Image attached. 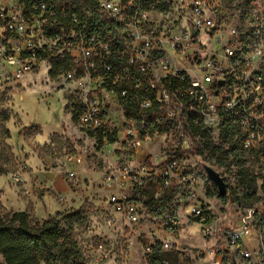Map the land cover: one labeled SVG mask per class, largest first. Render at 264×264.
<instances>
[{"label":"built area","instance_id":"obj_1","mask_svg":"<svg viewBox=\"0 0 264 264\" xmlns=\"http://www.w3.org/2000/svg\"><path fill=\"white\" fill-rule=\"evenodd\" d=\"M54 64L74 82L78 126L119 155L98 186L110 235L78 264L128 258L137 243L180 264H264V0H0V91ZM199 125L217 145L229 128L262 188L229 221L208 199ZM65 161L84 183L82 156ZM181 218L205 247L184 254Z\"/></svg>","mask_w":264,"mask_h":264},{"label":"rangeland","instance_id":"obj_2","mask_svg":"<svg viewBox=\"0 0 264 264\" xmlns=\"http://www.w3.org/2000/svg\"><path fill=\"white\" fill-rule=\"evenodd\" d=\"M50 71L43 68L0 91V213L26 211L38 221L60 214L66 224L64 216L80 211L85 219H73V226L83 252L94 236L110 235L98 186L105 172L118 168L119 155L115 145H103L78 126L72 106L74 82H66L61 74L51 77ZM70 154L83 158L79 168L85 181L78 186L70 183L68 173L74 167L65 161ZM201 158L226 182L225 196H219L216 188L208 199L228 221L261 201L262 188L256 178L252 184L248 160L242 162V170L229 161L220 166L218 156L208 151ZM118 228L115 236L127 234L123 222ZM178 238L186 255L205 247L199 226L185 218L178 226ZM118 256L115 261L107 259L106 264H148L140 243L128 258ZM88 264H94L93 258Z\"/></svg>","mask_w":264,"mask_h":264},{"label":"trees","instance_id":"obj_3","mask_svg":"<svg viewBox=\"0 0 264 264\" xmlns=\"http://www.w3.org/2000/svg\"><path fill=\"white\" fill-rule=\"evenodd\" d=\"M62 67L69 69L70 66L64 63ZM63 68L54 64L50 76L57 77ZM73 110L76 120L78 105ZM194 133L203 142L200 155L208 151L213 156H218L220 166L229 161L230 165L244 170L243 156L239 155L236 142L229 140V128L223 132L222 145L215 144L211 134L202 125L195 126ZM251 175V182L255 184V176L253 173ZM58 215L38 221L26 211L0 213V256L3 259L0 264H78L81 249L76 239L73 219L83 222L85 216L80 211L69 213L64 216L67 223L63 224ZM83 225L81 224L82 227ZM147 261L148 264H179V257L176 252L155 251L147 256Z\"/></svg>","mask_w":264,"mask_h":264},{"label":"water","instance_id":"obj_4","mask_svg":"<svg viewBox=\"0 0 264 264\" xmlns=\"http://www.w3.org/2000/svg\"><path fill=\"white\" fill-rule=\"evenodd\" d=\"M209 178L213 181L218 189L219 196H225L227 194V185L221 174L211 165H203Z\"/></svg>","mask_w":264,"mask_h":264}]
</instances>
